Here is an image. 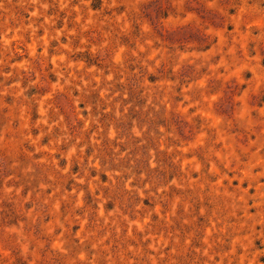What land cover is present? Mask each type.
I'll return each instance as SVG.
<instances>
[{"label": "rangeland", "instance_id": "1", "mask_svg": "<svg viewBox=\"0 0 264 264\" xmlns=\"http://www.w3.org/2000/svg\"><path fill=\"white\" fill-rule=\"evenodd\" d=\"M0 264H264V0H0Z\"/></svg>", "mask_w": 264, "mask_h": 264}]
</instances>
